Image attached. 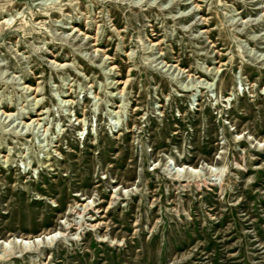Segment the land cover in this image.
<instances>
[{
  "label": "rangeland",
  "instance_id": "1",
  "mask_svg": "<svg viewBox=\"0 0 264 264\" xmlns=\"http://www.w3.org/2000/svg\"><path fill=\"white\" fill-rule=\"evenodd\" d=\"M0 241L264 264V0H0Z\"/></svg>",
  "mask_w": 264,
  "mask_h": 264
},
{
  "label": "bare ground",
  "instance_id": "2",
  "mask_svg": "<svg viewBox=\"0 0 264 264\" xmlns=\"http://www.w3.org/2000/svg\"><path fill=\"white\" fill-rule=\"evenodd\" d=\"M45 236L47 237V239L49 238L50 240H52L55 237L53 235V233L50 234V235H45ZM43 240H45V238H43ZM36 241H38V240H36ZM36 241H34V242H36ZM17 242H21L23 244H26L27 243L26 245H28V243H30V241H28L26 239H17ZM0 244H2L3 246H7L8 242H6V241H4V242L0 241Z\"/></svg>",
  "mask_w": 264,
  "mask_h": 264
}]
</instances>
